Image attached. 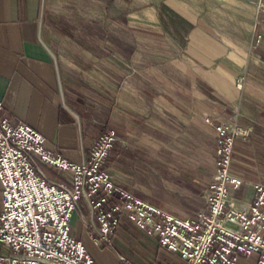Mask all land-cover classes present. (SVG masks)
<instances>
[{
	"label": "crops",
	"instance_id": "1",
	"mask_svg": "<svg viewBox=\"0 0 264 264\" xmlns=\"http://www.w3.org/2000/svg\"><path fill=\"white\" fill-rule=\"evenodd\" d=\"M160 1L161 36L151 39L162 49L160 61L139 64L141 50L147 57L153 49L132 43L123 71L118 49L107 57L99 52L102 63L91 69L62 63L65 58L57 63L45 41L43 0H0V116L29 124L46 150L76 162L104 126L122 134L125 125L141 126L142 116L153 120L158 108L199 125L206 116L227 120L254 94L264 101V4L258 11V0H205V7L195 0V8L191 3L182 12V0ZM241 77L243 90L236 86ZM39 167L51 180L70 183L69 172ZM93 222L89 210L75 211V238L84 243L85 234L93 242Z\"/></svg>",
	"mask_w": 264,
	"mask_h": 264
},
{
	"label": "built area",
	"instance_id": "2",
	"mask_svg": "<svg viewBox=\"0 0 264 264\" xmlns=\"http://www.w3.org/2000/svg\"><path fill=\"white\" fill-rule=\"evenodd\" d=\"M214 131V180L202 190L201 208L181 217L111 178L104 164L118 139L113 128L96 135L89 153L75 162L46 150L29 124L0 116V264H97L70 225L72 214L84 208L95 219L89 223L95 245L111 247L125 221L181 264H239L247 258L264 264V183H253L245 202L236 194L244 181L232 171L235 141L250 131L236 118ZM39 162L69 172L70 183L51 180ZM114 264L134 263L118 254Z\"/></svg>",
	"mask_w": 264,
	"mask_h": 264
},
{
	"label": "rangeland",
	"instance_id": "3",
	"mask_svg": "<svg viewBox=\"0 0 264 264\" xmlns=\"http://www.w3.org/2000/svg\"><path fill=\"white\" fill-rule=\"evenodd\" d=\"M205 2L197 3L205 7ZM191 3L195 8V0H182V12H189ZM43 4L45 41L59 64L65 58L62 63L91 69L102 63L97 59L99 52L107 57L118 49L122 52L124 71L128 69L127 55L132 43L137 48L153 49V54L147 57L141 50L139 64L160 61L162 49L156 48L152 41L153 36H161L156 16L160 0H43ZM263 4V0H258V11ZM126 16L133 26H128ZM148 38L152 41L150 46ZM243 83V77L236 80L241 90ZM251 97L260 102L250 98L252 101L244 103L247 109L240 107L227 120L216 123L208 116L199 125L183 123L176 115L158 108L153 120L142 116L141 126L125 125L122 134L116 132L118 139L104 165L118 186L170 214L186 217L201 208L202 190L214 180L217 145L214 126L236 118L250 132L244 140L235 141L232 171L244 181L237 197L249 201L253 183H264V101L262 96ZM207 124L212 125V131ZM110 128L104 126L100 132ZM78 230L81 236L83 229L79 226ZM82 240L99 264H114L118 254L134 264H181L174 253L165 250L169 257L160 252L157 243L130 222L124 221L114 232L111 247L95 246L85 234ZM239 264L254 263L247 258Z\"/></svg>",
	"mask_w": 264,
	"mask_h": 264
}]
</instances>
